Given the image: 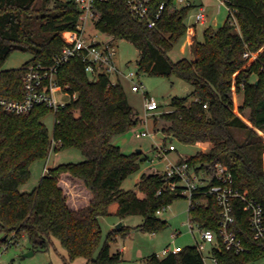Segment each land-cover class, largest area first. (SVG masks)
<instances>
[{
    "label": "trees",
    "instance_id": "16d2710c",
    "mask_svg": "<svg viewBox=\"0 0 264 264\" xmlns=\"http://www.w3.org/2000/svg\"><path fill=\"white\" fill-rule=\"evenodd\" d=\"M126 0H96V29L111 40L131 42L140 52L141 74L176 76L194 88L193 101L173 98L172 110L160 115V131L184 145L211 144L206 153L181 158L192 166L211 169L217 164L233 175L234 187L264 208V0H226L238 27L228 17L217 29H206L203 41L191 45L194 59L173 62L169 53L187 33L186 19L192 7L167 8L156 27L134 17ZM156 1L153 10L159 6ZM81 11L76 0H0V96L21 100L23 77L31 64L51 65L64 46V33L78 31ZM152 17V15H151ZM250 51L255 57L244 58ZM15 51L32 58L21 68L4 70ZM255 75L256 80L250 77ZM58 83L76 95L55 112L51 136L43 120L53 112L45 106L29 114L0 110V253L26 236L33 250H48L57 239L68 253V262L85 258L87 264H116L123 253L113 252L111 241L125 238L130 228L114 229L102 244L100 218L141 216L135 228L159 233L168 226L157 211L183 199L171 191L159 172L145 174L130 190L123 182L140 169V155H126L113 144L114 137L140 123L123 83L107 75L92 79L81 59L60 69ZM244 94L236 107L233 96ZM207 106V107H205ZM234 130H242L240 141ZM79 149L85 161L61 164L47 170L31 193L20 191L31 176L32 164L47 159L52 151ZM170 152V150H167ZM142 154V153H141ZM83 182L92 194L91 203L71 210L60 187L62 176ZM206 198V203L196 202ZM220 207L209 195L196 196L190 220L216 231ZM233 229L246 251L236 254L223 244L213 250L218 264H254L264 258V240H256L248 225L249 214L235 203ZM143 264H205L195 246L166 257L153 254Z\"/></svg>",
    "mask_w": 264,
    "mask_h": 264
},
{
    "label": "rangeland",
    "instance_id": "374dc122",
    "mask_svg": "<svg viewBox=\"0 0 264 264\" xmlns=\"http://www.w3.org/2000/svg\"><path fill=\"white\" fill-rule=\"evenodd\" d=\"M192 1L196 5L204 4L207 7L209 21L204 26L198 25L194 36L187 32L180 39L169 53V57L173 62H178L182 59H193L194 54L191 45H193L194 41L196 39L203 41V33L206 29L211 28L217 30L221 28L229 17V13L225 7L221 8L220 13L217 12V2L215 0ZM197 11V8L191 9L186 19V25L194 23V15ZM231 17V20L234 21L232 15ZM83 25L86 38L96 42L109 41L108 43L115 47V64L121 73L124 75L134 73L136 75L134 82L126 79L124 76L121 77L130 104L138 113L140 123L129 129L126 133L114 137L113 144L119 146L126 155H132L139 150L142 154H139L140 169L123 182L122 189L127 191L134 188L145 174L154 172L162 173L166 170L167 165L180 161L181 158L191 157L199 152H208L212 147L211 144L184 145L176 139H171L170 137L167 139L160 131V115L172 110L171 101L173 98H189L190 102L193 101V86L176 76L168 78L139 73L137 61L139 60L140 52L131 42L126 40H111L96 29L93 21H88ZM31 58L32 56L29 53L15 51L5 62L3 69L12 70L21 68ZM112 77L117 80V75H113ZM250 79L254 81L257 77L252 75ZM135 83H139L143 87V90L137 93L133 92L132 86ZM147 98L155 100L159 105V109L145 121L146 113L144 103ZM233 99L236 107L242 106L244 103L243 92L235 94ZM64 100L67 99L65 98ZM43 122L52 136L55 127V113L51 112L46 115ZM143 132H150L152 135L138 137V134ZM234 135L240 141L246 138V133L242 130H234ZM167 150H170V152H167ZM83 161H85V157L79 149L71 148L58 152L52 150L47 159L37 160L32 164L30 179L26 184L21 186L20 191L23 193L33 192L38 187L42 177L46 174L45 169L49 170L61 164L80 163ZM68 177L74 179L75 182L73 185L70 179L68 180L69 182L60 180V183L64 186V192L67 193V199L71 201L81 200V203L87 202V195L85 193L88 191L90 193L89 195L92 196L91 192L85 187L82 181L71 176ZM80 182H82L81 187L78 185ZM189 209V199L183 198L174 201L159 216L168 223L167 228L159 233L133 230V228L143 222L141 216H129L122 220L114 216L101 217V243L103 244L107 240L109 233L116 229L119 224H122L121 229L123 226L130 228V232L125 238L117 236L116 239L110 242L113 252H117L118 249L124 251V260L116 264H143L144 260L153 254L163 257L165 250H169V253H177L188 246L196 247L197 243L201 242V236L196 227L194 231L190 229ZM173 234H178V236L174 237ZM212 251L213 246L207 244L202 253L205 264H216ZM28 253L32 254L25 257L24 255ZM0 264H87V262L85 258H77L72 263H69L67 251L55 238L48 250L35 251L32 249L28 238L24 236L18 240L17 244H12L8 248L2 249L0 253ZM254 264H264V258Z\"/></svg>",
    "mask_w": 264,
    "mask_h": 264
},
{
    "label": "built area",
    "instance_id": "2783aa9c",
    "mask_svg": "<svg viewBox=\"0 0 264 264\" xmlns=\"http://www.w3.org/2000/svg\"><path fill=\"white\" fill-rule=\"evenodd\" d=\"M130 13L140 19L147 20L149 28L156 27L157 21L161 19L164 11L181 9L183 7L197 8L194 15V23L187 25V32L191 35L196 34L198 25H206L209 21L207 7L204 4L196 5L192 0H160L159 6L153 10L154 3L158 0H126ZM216 9L220 13L221 8L225 7L236 25L237 20L234 12L227 6L226 0H215ZM81 11L78 23V31L66 32L63 35L65 46L62 52L54 57L51 65L31 64L29 65L23 77V97L21 100L6 99L0 96V110L16 115L29 114L37 106L50 108L54 113L65 106L76 95H71L67 88L58 83L60 69L73 59H81L85 66L86 73L94 80L99 79L101 75L124 76L126 79L134 82L136 75L134 73L124 75L115 64L116 50L112 44L107 42H96L89 40L85 36L84 25L88 21L95 22L98 19L95 9L96 0H76ZM152 15V17H151ZM190 35V37H192ZM256 57L250 52L244 53V58ZM143 87L139 83L132 86L133 92H140ZM67 100H64V99ZM207 107V106H205ZM145 121L150 115L156 113L159 109L158 103L153 99H146L144 103ZM150 132L138 134V137L151 136ZM55 148L53 143L52 150ZM47 172V169H45ZM165 179L166 185L171 191L181 190V194L190 201V208L194 205L196 196L204 197L206 195L215 198L220 207V221L216 231L205 229L192 222L190 229L194 231L196 227L201 236V242L197 243L196 248L202 254L207 244L214 249H220L223 244L227 250L240 254L246 251L242 240L237 236L233 229L235 223L234 208L236 202H241L244 211L249 214L248 225L256 240H264V208L262 205L248 198L234 187V178L232 173L223 165L217 164L211 169L192 166L188 162H175L167 165L166 170L160 173ZM196 202L206 203V198L196 200ZM166 209L157 211L160 216ZM190 211V209H189ZM178 236V234H173ZM213 252V251H212ZM169 250L163 252V257L169 255ZM203 255V254H202ZM159 256V255H158ZM160 257V256H159ZM161 257V258H163ZM214 257V256H213ZM214 261L218 264L216 258Z\"/></svg>",
    "mask_w": 264,
    "mask_h": 264
},
{
    "label": "crops",
    "instance_id": "0c3cea01",
    "mask_svg": "<svg viewBox=\"0 0 264 264\" xmlns=\"http://www.w3.org/2000/svg\"><path fill=\"white\" fill-rule=\"evenodd\" d=\"M109 42V41H108ZM107 42V43H108ZM194 59V58H193ZM193 59H191V60H193ZM110 79H111V81H113V82H115V81H117V80H119V81H121L122 82V77L121 76H117V80H115V79H113V77L112 76H110ZM127 92V91H126ZM142 153V152H141ZM178 162V161H177ZM70 179V177H68V175H64L63 176V178L61 179V181H68ZM69 182V181H68ZM70 182L72 183V185H73V183L75 182L74 181V179H70ZM78 185H80V187L82 186V182H80V184H78ZM60 187L64 190V186L62 185V183H60ZM83 188V187H82ZM67 193L65 192V195H66ZM86 195H87V202H85V203H81V200H77V201H71V200H68L67 199V204H68V206H69V208L71 209V210H79V209H81V208H84V207H86V206H88L90 203H91V201H92V196L91 195H89L90 193L87 191V193H85ZM66 197H67V195H66ZM143 223V222H142ZM141 223V224H142ZM141 224H139V225H141ZM138 225V226H139ZM137 227V226H136ZM117 251H120V252H122L123 253V255H124V251L123 250H120V249H118ZM87 262V261H86Z\"/></svg>",
    "mask_w": 264,
    "mask_h": 264
},
{
    "label": "water",
    "instance_id": "95a60500",
    "mask_svg": "<svg viewBox=\"0 0 264 264\" xmlns=\"http://www.w3.org/2000/svg\"><path fill=\"white\" fill-rule=\"evenodd\" d=\"M138 154H141V151L139 150L138 152H137ZM121 226H122V224H119L117 227H116V230H120L121 229ZM32 253H28V254H25L24 256L25 257H28L29 255H31Z\"/></svg>",
    "mask_w": 264,
    "mask_h": 264
}]
</instances>
